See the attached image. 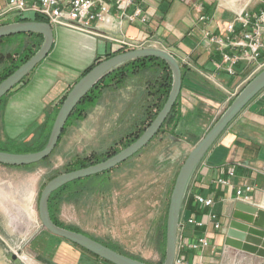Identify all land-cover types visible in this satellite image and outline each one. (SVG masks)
Returning <instances> with one entry per match:
<instances>
[{
	"label": "crops",
	"instance_id": "0c3cea01",
	"mask_svg": "<svg viewBox=\"0 0 264 264\" xmlns=\"http://www.w3.org/2000/svg\"><path fill=\"white\" fill-rule=\"evenodd\" d=\"M196 2L203 3L204 12L211 18L206 26L215 33L223 32L226 22L245 3L253 10L264 6V0H137L136 4L145 15V23L125 21L120 29L101 31L130 41L146 37L157 47L171 52L179 62L185 58L189 61V65L180 63L186 73L178 99L179 117L172 134L170 130L168 133L175 138L178 136L177 140L188 139L187 152L225 109L231 94L238 92L252 76L249 74L250 65H241L233 76L217 68L219 55L202 39V24L196 22L193 9ZM13 16L18 18L22 15L17 11H7L6 0H0V24H5L3 21ZM23 16L30 18L33 15L26 13ZM51 28L53 44L48 55L24 82L7 94L1 114L0 140L21 142L31 139L43 125L44 113L53 112L60 98L96 58L121 51L115 42L103 36L63 26ZM229 170L234 172L231 177L227 176ZM218 178H228L230 186L217 184ZM243 184L253 187L249 193L250 204L264 210V89L217 137L189 181L181 207L177 239L179 253L189 262L264 264L263 258L225 244V227L238 200L235 189ZM189 194L211 198L213 204L203 207L193 201L185 206ZM63 207L62 204L61 215ZM210 212L216 215L214 221L219 222L218 229L208 218ZM189 218L203 225L189 224ZM35 232L27 244L28 247L33 246L35 261L39 264H107L63 238L42 229ZM198 236H206L209 247L202 251L188 248V242Z\"/></svg>",
	"mask_w": 264,
	"mask_h": 264
},
{
	"label": "rangeland",
	"instance_id": "374dc122",
	"mask_svg": "<svg viewBox=\"0 0 264 264\" xmlns=\"http://www.w3.org/2000/svg\"><path fill=\"white\" fill-rule=\"evenodd\" d=\"M14 19L16 16L3 22L9 23ZM22 39L23 35H12L0 43H20ZM14 49L20 53V48ZM147 78V74L140 71L132 75L123 87L104 89L96 104L87 109L86 117L67 126L46 162L29 167L0 164V237L11 249L19 248L31 260L36 259L33 246L28 247L27 243L36 230H41L37 202L44 184L52 174L62 173L66 164L74 159L100 154L114 145L118 146L119 138L134 127L145 108L143 94ZM7 94L0 100V126ZM45 119L44 113L43 122ZM168 133L166 126L139 153L106 172L109 182L99 188L100 191L97 192L99 186L93 185L95 178L93 184L78 187V191H82L81 196L63 201L59 219L116 251L150 263L161 262L163 250L157 243L156 227L166 212L173 180L189 147L186 145L188 139L177 140L178 136L175 138ZM4 141L0 140V145L5 144ZM8 147L15 150L23 148L21 143ZM23 210L30 213L29 223ZM0 264H9L1 251Z\"/></svg>",
	"mask_w": 264,
	"mask_h": 264
},
{
	"label": "water",
	"instance_id": "95a60500",
	"mask_svg": "<svg viewBox=\"0 0 264 264\" xmlns=\"http://www.w3.org/2000/svg\"><path fill=\"white\" fill-rule=\"evenodd\" d=\"M21 33H37L42 36L40 47L11 74L0 81V98L14 88L35 66L49 53L53 44V31L45 21H14L0 24V38ZM156 57L163 60L171 70L172 83L168 96L144 131L128 146L122 148L112 156L76 170L62 172L48 180L38 197L37 213L41 229L50 234L63 238L72 244L85 249L97 257L111 264H152L115 251L94 238L75 230L56 225L48 211L50 194L64 184L102 173L117 166L142 149L158 132L174 105L182 85V65L169 51L161 47H138L115 53L100 60L70 87L62 100L54 117L46 144L43 148L25 153H15L0 150V164L8 166H25L37 163L54 150L64 124L79 101L106 74L119 65L137 58ZM264 89V68L255 73L235 94L206 132L198 139L184 158L174 178L169 195L165 219V246L162 261L159 264H172L177 250L178 224L181 207L184 201L189 181L204 154L211 147L217 137L228 124L261 90ZM225 244L237 250L255 254L264 259V210L237 200L233 205V212L229 217L224 231ZM11 260L17 259L21 250L11 254Z\"/></svg>",
	"mask_w": 264,
	"mask_h": 264
},
{
	"label": "built area",
	"instance_id": "2783aa9c",
	"mask_svg": "<svg viewBox=\"0 0 264 264\" xmlns=\"http://www.w3.org/2000/svg\"><path fill=\"white\" fill-rule=\"evenodd\" d=\"M6 2L7 11H17L22 16L31 13L43 19L50 26H63L79 32L103 36L115 42L120 50L146 46L157 47L146 37L140 41H130L124 37H113L101 32L106 29H120L125 21L145 23V15L141 7L136 4L137 0H6ZM193 9L196 22L202 24V39L214 53L219 55L217 68L229 76L235 75L241 65L251 66L250 75L264 68V6L253 10L248 8V3H245L234 12L221 33L212 32L206 26L211 18L204 12L203 3L196 2L193 4ZM180 61L182 65H189L186 58ZM236 93L237 91L231 94V99ZM233 174V170L227 172L228 177ZM216 183L230 186L228 178H218ZM252 188L250 184L237 187L235 189L236 198L250 204L252 200L249 193ZM193 199L196 204L203 207H210L213 204L211 198H205L199 194H194ZM208 218L214 221L216 215L210 212ZM187 222L199 227L203 225L202 222L193 218H189ZM213 227L218 229L219 222L214 221ZM187 247L202 251L209 247V242L206 236H198L189 241ZM179 249L177 245L172 264H203L201 261L189 262L179 253Z\"/></svg>",
	"mask_w": 264,
	"mask_h": 264
},
{
	"label": "trees",
	"instance_id": "16d2710c",
	"mask_svg": "<svg viewBox=\"0 0 264 264\" xmlns=\"http://www.w3.org/2000/svg\"><path fill=\"white\" fill-rule=\"evenodd\" d=\"M26 20L43 21V19L37 16H31L30 18L20 16L15 21H26ZM16 35H23V39L21 40L20 43L19 42L0 43V69L2 70V73L0 74V81L3 80L5 77H7L9 74H11L24 61H26L40 47L42 43V36L37 33H21V34H16ZM4 38H7V37L0 38V42ZM15 47L20 48V53L15 52V49H14ZM122 51H125V50H121L118 52H122ZM111 55L113 54L108 53L104 56V58H107ZM104 58H101V57L96 58L95 61L82 72V75L85 72H87L91 67H93L96 63H98L100 60ZM140 71L145 72V74H147L148 76L147 81L145 83V91H144L145 93L143 94L145 108L142 109L143 111L140 114L141 116L137 118V121L134 122L133 124L134 127L130 128L121 138H119L118 143H117L118 146L114 145L110 147L109 150L104 151L103 153H100V154L92 153L90 156H85L83 158H76L72 162L66 164L63 172H68V171L76 170L79 168H83V167L97 163L99 161H102L112 156L113 154H115L116 152L128 146L131 142H133L149 125L151 120L155 117V115L158 113V111L163 106L168 96V93L170 91L171 83H172L171 70L169 66L163 60L156 58V57H145V58H137L134 60H130L128 62H125L119 65L118 67L110 71L108 74H106L104 77H102L75 106V108L73 109V111L71 112V114L69 115V117L67 118L64 124V127L57 141V144L60 141L62 135L64 134L67 126L72 121L81 120L86 117L87 109L96 104L97 100L101 97L104 89L109 88L111 86H113L115 89L121 88L126 84L127 80L132 75L134 76L136 73ZM185 73H186V70L184 71L182 70V85H183V79H184ZM25 78L26 76L17 85H19L21 82H24ZM64 97L65 95L60 98L58 105L54 108L53 112H45L46 119L44 120L43 125L35 132V134L32 136L30 140L17 142L14 140L6 139L4 141V143L5 142L6 143L5 144L2 143V145H0V150L7 151V152H15V153H25V152L36 151V150L43 148L44 145L46 144L56 112L62 100L64 99ZM178 99H179V95L174 105L172 106L167 118L164 120L163 124L161 125L158 132L154 135V137L158 135L159 133L163 132L166 126L169 128L171 132H173V130L175 129L177 121H178V117H179ZM230 101L228 102V104L230 103ZM18 143L22 144L23 146L22 150H15V149H11L8 147L11 145L12 146L16 145ZM140 151L141 149L137 153H139ZM53 152L54 150L49 156H47L43 160L37 163H34V164L25 165L24 167H29V166L37 165L38 163L46 162L49 159V157L53 154ZM137 153H135L134 155H136ZM4 166H8V165H4ZM10 167H17V166H10ZM110 170H107V171H104L102 173H98L95 175H91L85 178H80L77 180L70 181L64 184L63 186L59 187L55 191H53L50 194L49 199H48V211H49L52 221L58 226L80 232L77 229V227H71L69 225H66L59 219L58 215L60 212V207L63 201L74 200L76 196H81L82 191H78L77 188L85 186L86 183H91L94 178H95L94 180L96 179L97 180L95 181L96 182L95 184H93V182L92 184L95 187L99 186L97 189V192L98 190L100 191L99 188H102L103 186L107 185V183L109 182V177L105 176V173ZM57 174H60V172H56L52 174L48 180H50ZM82 179L84 180L82 181L84 182L83 184H81ZM171 189H170V192H171ZM193 200H194L193 196L189 194L185 200V206H188V204L193 202ZM192 209L195 211V208H192ZM166 210H167V207H166ZM165 219H166V212L163 215L160 222H158L157 227H156L157 243L158 245L162 246L163 255H164V246H165ZM160 234H161V237H160ZM77 247L80 250L94 256L95 258L102 260L103 262H107L108 264H111L110 262L97 257L96 255L86 251L85 249L80 248L79 246ZM120 253H123V252H120ZM123 254H126V253H123ZM126 255L139 259V260H143L133 255H129V254H126ZM159 263H152V264H159Z\"/></svg>",
	"mask_w": 264,
	"mask_h": 264
},
{
	"label": "flooded vegetation",
	"instance_id": "af4514ba",
	"mask_svg": "<svg viewBox=\"0 0 264 264\" xmlns=\"http://www.w3.org/2000/svg\"><path fill=\"white\" fill-rule=\"evenodd\" d=\"M66 225H68V224H66ZM69 226H71V227H75V226H73V225H69ZM9 250H11V254L13 253V252H15V251H17V250H20L19 248L17 249V250H13V249H11V247H9L4 241H3V239L0 237V251H1V255L3 256V258L6 260V261H8V263L9 264H25L24 262H20L19 261V259H20V255H18L19 257V259L17 258V259H14V260H11L10 258H9V253H8V251ZM22 252H23V250H21V254H22ZM33 261H35V260H33Z\"/></svg>",
	"mask_w": 264,
	"mask_h": 264
},
{
	"label": "bare ground",
	"instance_id": "6f19581e",
	"mask_svg": "<svg viewBox=\"0 0 264 264\" xmlns=\"http://www.w3.org/2000/svg\"><path fill=\"white\" fill-rule=\"evenodd\" d=\"M19 212H20V211H19ZM23 212H24L23 215H25V217H26L27 223H29L30 220H31V218H30V213L27 212L26 210H23ZM19 214H20V213H19ZM13 217H14V216H13ZM22 217H23V216H22ZM16 221H17V220H16ZM14 223H15V222H14ZM13 227H14V226H13ZM21 258H22V260L25 262V264H38V263L34 262L33 260H31L30 257H28V256H26V255H24V254L21 255Z\"/></svg>",
	"mask_w": 264,
	"mask_h": 264
}]
</instances>
